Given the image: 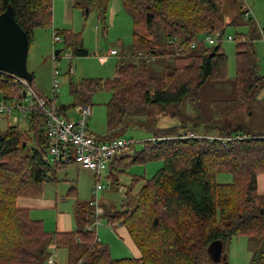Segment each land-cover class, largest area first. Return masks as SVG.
Listing matches in <instances>:
<instances>
[{
    "label": "trees",
    "instance_id": "1",
    "mask_svg": "<svg viewBox=\"0 0 264 264\" xmlns=\"http://www.w3.org/2000/svg\"><path fill=\"white\" fill-rule=\"evenodd\" d=\"M120 1L132 21L129 58H120L110 79L70 83V94L80 97L81 105L87 106L95 93H110L105 104L106 139L116 137L129 117L149 106L177 109L185 97L197 103L203 84L227 80V58L220 46L197 42L190 48L200 36L225 30L214 0ZM108 2L74 0V7L85 14V10L96 12L104 21ZM9 7L29 45L35 30L52 27V0H0V14ZM56 32L73 57L88 56L79 33ZM234 38V101L245 103L263 90L264 75L246 35ZM140 54L156 60L138 61ZM167 59L173 68L164 65L160 76L152 74V65ZM0 93L20 99L23 88L0 74ZM182 125L186 123L164 129V134L154 136L159 138L156 143L145 141L140 151L114 159L125 167L162 162L149 179L131 177L126 209L107 213L108 223L125 228L140 253L138 259H113L108 245L85 231L92 220L84 218L88 206L78 212L79 228L69 233H48L27 209L18 208V198L41 195L51 170L46 161L44 119L39 114L30 118L32 137L16 127L0 132V264H45L50 244L67 252V264H199L212 242L223 243L231 237L252 239L256 246L250 264H264V213L260 214L264 207L257 195V178L264 175V134L237 126L234 135L246 138L223 145L221 141L180 139V134L169 132ZM218 130L219 137H226L232 129ZM219 175H228L230 181L218 183ZM133 197L136 202L131 207Z\"/></svg>",
    "mask_w": 264,
    "mask_h": 264
},
{
    "label": "rangeland",
    "instance_id": "2",
    "mask_svg": "<svg viewBox=\"0 0 264 264\" xmlns=\"http://www.w3.org/2000/svg\"><path fill=\"white\" fill-rule=\"evenodd\" d=\"M214 1L223 17L225 35L232 37H235L236 34L246 35L256 54L259 71L264 75V66L262 65L264 42L259 38L257 32L258 25H264V0ZM245 5L250 10L253 19L244 18ZM55 6L57 17L63 14V18L69 26V29L63 30H71L81 35L82 48L86 50L88 56L80 58L72 56L70 60H67L63 57L62 52L60 60L53 63L52 54L51 57L49 53L45 55V47L49 45V29H37L34 31L33 39L29 45L27 70L33 75L31 84L33 89L44 94L51 88L52 68L60 70L61 87L56 99V106L60 108V114L67 120L77 121L78 113L74 109L81 106V99L70 94V83H79L83 79L105 80L112 78L120 58H129L131 54L132 21L124 12L120 0H109L104 21L96 12L85 14L82 10L76 9L74 0H70L66 4L65 13H63V1L58 0L53 3V8ZM220 47L227 58V80L223 82L207 81L203 84L199 89L197 103L193 102L191 98L185 97L177 109L149 106L140 115L129 117L123 128L116 132V138H122L130 144L129 149L119 153L117 157L132 155L133 152L140 151L145 141L151 140L154 136H158L162 130L176 126L181 122L186 123L185 128L174 129L169 132L171 134L192 132L202 136H218L220 134L218 128L227 131L228 129H235L237 126H243L245 130L251 133L264 134V87L255 100L236 103L233 86L236 44L235 42H224ZM56 48L59 50L61 45H57ZM111 50H115L117 56H111L109 54ZM155 60L154 58L150 60L138 59V61ZM164 65L168 66L169 69L173 68L171 59H167L164 64L157 60L152 65V74L160 76ZM69 67L73 68V76L68 73ZM1 97L2 94L0 93ZM6 97L12 98V96ZM109 98L110 93L105 91L95 93L90 97L87 103L91 109L87 118L89 133L101 137L105 136L107 130L105 104ZM13 121V117L7 121L5 115H0V132H4L7 127H16L20 132L28 133L32 137V133L29 132L30 120L25 121L20 117L18 125H15ZM115 165L113 169L105 171L99 179L98 183L103 186V190L99 192L98 202L103 215L99 218L96 233H90L95 235L101 243H104L106 238H115L125 245L126 241L117 236L118 232L108 228L109 216L107 213L114 215L126 209L125 193L131 177L149 179L162 167V162L154 161L145 165H131L129 167ZM50 167L51 170L50 173H47V182L45 183V199L53 198L56 191L58 194H62L63 212H67L70 208L74 209L75 201H78L81 206H85L94 200L92 190L97 182L91 171L75 165L57 167L51 165ZM229 181L228 175L217 176L218 183H228ZM76 187H79V195L67 196L70 189ZM257 195L260 205L264 207V175L257 178ZM135 202L136 199L133 197L130 201L131 207ZM16 205H18L17 202ZM84 218L85 220L94 219L91 208L84 213ZM255 246L256 243L252 239L231 237L223 242V257L219 262L216 263L212 260L206 251L199 264H250ZM110 248L112 257L118 256L119 258V253L112 242H110ZM55 253V257H48L47 255L44 263L48 264L49 259L55 264L68 263V254L65 250L57 249ZM125 256L132 257L130 253Z\"/></svg>",
    "mask_w": 264,
    "mask_h": 264
},
{
    "label": "built area",
    "instance_id": "3",
    "mask_svg": "<svg viewBox=\"0 0 264 264\" xmlns=\"http://www.w3.org/2000/svg\"><path fill=\"white\" fill-rule=\"evenodd\" d=\"M243 16L245 19H253L246 5ZM257 32L259 38L264 42V25H258ZM197 42L204 46L215 47L221 46L224 42H235V38L226 36L225 30L215 31L199 37L196 42L191 44L190 48L194 49ZM51 44L53 48L51 60L53 63L60 60L62 52L64 55L63 57L70 60L72 57L71 51L63 47V39L55 30H52L51 33ZM57 45H61L58 55L55 54ZM109 54L111 56H117L115 50H111ZM139 56V58H143L144 60L151 59H145L141 54ZM262 65L264 66V60L262 61ZM68 73L72 76L74 75L72 67L68 68ZM0 74L18 82L23 88V95L20 99L15 97L7 98L2 95L0 98V115H5L7 121L13 117V123L15 125H18L20 117L25 121H29L34 114L41 115L44 119L43 130L47 145L46 161L54 166L77 165L94 174L97 182L92 191L94 200L88 203V207L94 211V219L92 222L86 224L84 228L88 232L96 233V228L99 225V218L102 215V209L98 202V195L99 192L103 190V186L98 183L99 179L112 165L117 155L129 149L128 147L130 144L122 138L114 137L106 139L89 133L87 130V118L91 113V109L86 105H81L75 109V112L78 113L77 121L67 120L60 114L59 108L56 106V99L61 87V73L58 68H52L51 94L49 98L41 96L33 89L32 85L24 79L5 72H0ZM177 138L206 139L209 142L221 141L223 145H226L229 141L241 140L246 137L238 134L234 135V133H232V135H226V137H218L184 132ZM158 139L159 138L154 137L148 141L156 143ZM119 226L120 224L117 223L115 225H108V228L115 230ZM48 264H55V262L50 259Z\"/></svg>",
    "mask_w": 264,
    "mask_h": 264
},
{
    "label": "crops",
    "instance_id": "4",
    "mask_svg": "<svg viewBox=\"0 0 264 264\" xmlns=\"http://www.w3.org/2000/svg\"><path fill=\"white\" fill-rule=\"evenodd\" d=\"M57 1L58 0H53V3H56ZM60 1H63V13H65L66 4H68L70 0H60ZM53 29L55 30L69 29V26H67L66 21L63 18V14H61L60 17H57L56 6L53 8L52 27L51 29H49V45H46L45 47V55L49 53L50 57H51L52 50H53L52 44H51V33ZM35 91H37L41 96L45 98H49L51 94V89L50 91H47L46 94H44L43 92L39 90H35ZM69 166H72V165H69ZM115 166L116 165L113 161L112 165L108 169L109 170L113 169ZM46 182L47 181L43 182L42 184L41 195L39 197L37 198H18L16 200L18 204L17 207L22 208V209H27L30 213V217L33 220L41 221L43 224L44 230L48 233H54V232L69 233V232L76 231L79 228L78 218H77L78 212L80 211V209L86 210L88 205L81 206L78 201H75L74 209L70 208V210H67V212H63L62 211L63 210V195L62 194H58V192L56 191L53 198L45 199V194H46L45 183ZM78 195H79V187L72 188L67 193V196H78ZM48 214H50L51 216ZM108 225H111V224L108 223ZM115 230L116 232H118L117 236L120 238L122 237L124 241H126V244L123 245L121 242L117 241L115 238L114 239L112 238L104 239L105 240V241L103 240L104 243H106L109 246V248H110V242H112L115 245L119 253V258L118 256H116L115 258L113 257L112 258L113 259H138L140 257V253L138 249L135 247V245L133 244L125 228L122 226H119ZM56 250L57 249H55L54 244H50L48 248V254H47L48 257H55ZM110 253L112 256L111 248H110ZM129 253L132 255V257L125 256V255H129ZM120 257H124V258H120Z\"/></svg>",
    "mask_w": 264,
    "mask_h": 264
},
{
    "label": "water",
    "instance_id": "5",
    "mask_svg": "<svg viewBox=\"0 0 264 264\" xmlns=\"http://www.w3.org/2000/svg\"><path fill=\"white\" fill-rule=\"evenodd\" d=\"M86 14H87V10ZM29 43L27 35L22 31L14 19L13 11L9 7L0 14V72L12 74L32 84V75L27 70ZM60 50L55 52L56 55ZM186 126H183L185 128ZM238 128L229 131V134L237 132ZM24 148V143L22 144ZM264 209L260 210V214ZM208 255L216 263L223 257L222 241H214L208 247Z\"/></svg>",
    "mask_w": 264,
    "mask_h": 264
}]
</instances>
